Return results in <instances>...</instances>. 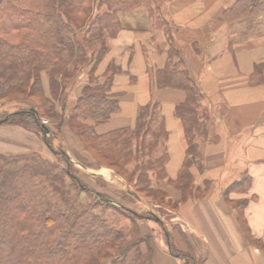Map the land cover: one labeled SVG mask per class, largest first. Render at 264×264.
<instances>
[{
  "label": "trees",
  "instance_id": "1",
  "mask_svg": "<svg viewBox=\"0 0 264 264\" xmlns=\"http://www.w3.org/2000/svg\"><path fill=\"white\" fill-rule=\"evenodd\" d=\"M153 2L0 0V98L16 93L35 96L44 103L43 114L58 116L43 95L42 74L45 73L52 94H56L59 89L56 75H65L71 61L77 56L85 59L87 46L93 41H101L93 53L96 59L87 71L90 81L76 99L68 123L80 124L83 129L80 138L100 154L111 157L114 163L121 164L133 156L132 169L127 173L129 181L136 179L134 195L163 196L157 186L164 180L185 195L193 186L190 168L200 162L197 145L207 132L208 114L200 107V89L184 68L174 46L171 28L163 18L154 20V25L170 34V45L164 65L154 72V82L159 89H180L186 96L185 101L175 107V116L181 122L186 140V157L176 178H166L167 153L163 142L167 132L162 124L154 126L156 103L140 109L134 128L95 133L96 126L119 111L117 94L112 91L113 77L120 72L119 68L110 64L105 75L98 77L95 74L109 49L103 39L116 37L122 29L119 16L132 8L146 7L152 15L149 4ZM95 5L98 11L93 14ZM103 6L105 10L100 12ZM262 13L264 0H234L224 10L223 18L231 24ZM82 28L85 37L80 40L76 33ZM253 75L257 82L259 79L264 81V63L255 66ZM31 109L11 114L0 124L16 117L17 123L30 128L27 122L30 119L34 123L31 127L47 132V128L34 118L37 111ZM156 146L164 150L161 157L151 156ZM58 155L62 156L65 168H58L33 152L0 155V264H152L149 235L140 237L138 229L133 226L127 236L126 228H116L105 220L102 215L105 211L100 215L94 213L102 204L87 200L92 192L80 183L61 149ZM249 183L245 176L230 188L238 190ZM98 198L102 201L100 195ZM105 201L111 203L112 200ZM246 203L247 200L238 202L236 207L243 209ZM127 212L136 215L134 211ZM137 217L140 220L145 218ZM169 251L173 256H179L171 245Z\"/></svg>",
  "mask_w": 264,
  "mask_h": 264
},
{
  "label": "crops",
  "instance_id": "2",
  "mask_svg": "<svg viewBox=\"0 0 264 264\" xmlns=\"http://www.w3.org/2000/svg\"><path fill=\"white\" fill-rule=\"evenodd\" d=\"M233 1L166 0L162 9L183 66L200 89V107L208 121L197 145L200 162L190 168L189 197L181 200L180 192L166 180L157 189L178 205L172 222L180 231L165 233L167 240L180 251L188 250L182 233L200 240L202 264H264V81L257 82L253 75L255 66L264 63V14L228 24L223 12ZM142 24L124 27L109 41L95 72L104 75L110 64L120 70L112 86L119 111L96 126L95 133L134 128L140 109L156 103L154 126L162 124L167 132L165 173L173 180L186 157L182 125L175 116V107L186 96L180 89L156 87L154 72L164 65L168 46L155 36L149 18ZM240 176H247L250 183L240 191L231 189ZM244 200L245 207L237 208ZM161 244L154 264H182L170 253L171 242ZM209 250L214 255L208 257Z\"/></svg>",
  "mask_w": 264,
  "mask_h": 264
},
{
  "label": "rangeland",
  "instance_id": "3",
  "mask_svg": "<svg viewBox=\"0 0 264 264\" xmlns=\"http://www.w3.org/2000/svg\"><path fill=\"white\" fill-rule=\"evenodd\" d=\"M153 1L152 4H149V7L153 9L152 15L149 14L146 7H135L130 11L121 14L119 16V21L122 27L121 30H123L124 27L129 28L134 22L136 25H143V19L146 18H149L152 26L155 28L154 20L158 19V17L164 19L162 9H164V6L166 5V0ZM102 10H105V6L101 7L100 12H102ZM96 11H98V9L95 5L93 14H95ZM138 15L140 19H137ZM256 18L259 19V16ZM136 19L138 21H136ZM256 21L258 22V20ZM250 25H252L251 22L247 25L248 29H250ZM154 28L155 36L162 40V45L168 46L166 47V50H168L170 45L168 38L170 37V34L167 35L161 27L156 29L157 31H155ZM253 31L248 30L246 33L249 32L250 34H254ZM76 37L82 40L85 37V29L82 28L78 30ZM103 40H105L107 45L109 44L110 40L106 37ZM103 40L102 42H104ZM100 42L93 41L87 46L89 48L87 52L84 51L85 59H80L83 58V56H77L71 61L66 67L65 75H56L59 83V89L56 94H52L49 89L47 77L45 76V73L42 74L41 82L43 84V95L48 98L49 102H51L50 105L55 108L56 111L54 112H56L58 116L52 117L43 114L42 106H44V103L35 96L29 97L25 93H16L0 98V121L4 118H9L11 114L16 112L28 111L29 109L33 110L31 108H34L37 111V113H34L36 122L44 125L48 130L47 132H43L40 129L31 127L34 123L30 119L29 121L27 120V122L30 123V128L24 127L23 125L25 124H19L16 122V117H11L8 123L5 122L0 124V155L15 156L33 152L41 159L56 164L58 168H65L62 156L58 155V152L61 149L68 157V161L72 164L73 171L80 183L86 188V190L92 192L90 193L92 196H87L88 199H86L97 201L99 204H102V206L97 208L94 213L100 215L102 211H105L102 214L105 220L116 228H126L127 236L130 235L129 231L133 226H136L138 229L140 237L149 235L152 264H154V256H156V259L158 258V247L160 244L162 243L163 246L166 247L167 242H171V246L173 250L179 254L178 258L182 264H202L201 261L205 256L202 247L199 248L198 246L201 244L200 240L195 238L190 240L189 237L182 233V243L188 248L186 251H180L174 247L172 239L167 240L166 234H170V231H172V234H175L176 229L180 231V227L174 225L172 222L178 206L177 202L171 197L169 199L160 195L149 196L148 194L135 193L137 197H134L133 192L136 179L133 178L132 181H129L127 173L128 170L132 169L131 161L134 160L132 158L133 156L126 158L121 164L114 163L111 157H105L100 154V152L87 145L89 142L80 138V131L83 130L80 127V124H76L75 122L68 123V117L72 112L71 110L73 109V106L76 104V99L80 96L82 88L90 81L87 71L90 70L96 59L95 54L93 53L96 52ZM97 76L102 77L103 75ZM27 88L28 87L25 89ZM50 105L45 103V106ZM148 140H150V138H148ZM156 148L153 153H151V156L161 157L162 153H164L163 148ZM132 149H134V146ZM150 152L151 150H149V153ZM243 179L244 176L238 177V183ZM235 184H237V182ZM245 187V184H243V187L238 190L240 191ZM180 194L181 200H185L189 197L190 191L186 192L185 195H182L181 192ZM98 195L101 196L102 201H98ZM84 196L86 197V195ZM105 200L112 201L109 203ZM127 210L134 211V214L136 215L128 214ZM137 216H145V218L140 220ZM204 231L207 232L205 228ZM159 241L161 243H159ZM209 241L214 250H216L214 240L209 238ZM208 252H210L209 255H206L209 257L210 254L214 255L213 253L215 251L209 250ZM175 258H177V256H175ZM106 262L107 261H105V263Z\"/></svg>",
  "mask_w": 264,
  "mask_h": 264
}]
</instances>
